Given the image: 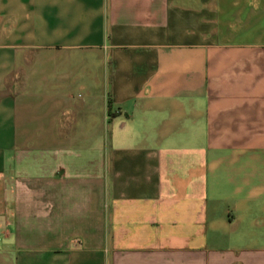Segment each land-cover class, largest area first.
<instances>
[{"label": "crops", "instance_id": "obj_1", "mask_svg": "<svg viewBox=\"0 0 264 264\" xmlns=\"http://www.w3.org/2000/svg\"><path fill=\"white\" fill-rule=\"evenodd\" d=\"M0 264H264V0H0Z\"/></svg>", "mask_w": 264, "mask_h": 264}]
</instances>
